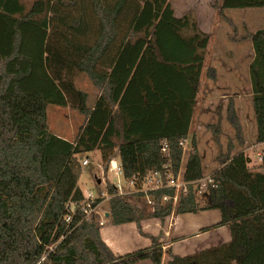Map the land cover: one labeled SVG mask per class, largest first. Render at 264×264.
<instances>
[{"label": "trees", "instance_id": "1", "mask_svg": "<svg viewBox=\"0 0 264 264\" xmlns=\"http://www.w3.org/2000/svg\"><path fill=\"white\" fill-rule=\"evenodd\" d=\"M263 7L264 0H221L220 14L226 20V10ZM250 39L255 144L264 142V27ZM209 41L192 13L176 16L169 0H0V264H163L157 237L116 256L98 215L83 220L79 212L68 223L67 204L84 200L83 160L96 150L105 174L118 158L137 188L154 173L179 174ZM80 75L99 97L76 86ZM77 97L85 115L77 136L51 132L48 106L66 107ZM237 139L204 201L190 191L174 207L161 203L174 189L149 193L156 209L148 217L219 210L214 227L231 230L230 241L171 254L167 264H264V172L250 168ZM188 145L183 178L196 180L205 176L203 155L195 137ZM106 190L109 222L140 227L143 210L115 184Z\"/></svg>", "mask_w": 264, "mask_h": 264}, {"label": "rangeland", "instance_id": "2", "mask_svg": "<svg viewBox=\"0 0 264 264\" xmlns=\"http://www.w3.org/2000/svg\"><path fill=\"white\" fill-rule=\"evenodd\" d=\"M23 1L26 3H30L33 0ZM205 2L210 5H214L217 8L221 0H205ZM180 6L181 4H179L178 7ZM190 12L195 17L198 26L199 23L200 26L204 25L202 26V28L205 27V29L209 30V32L211 33V37L213 39L210 42V49L211 52H214V54L215 50L218 51L219 49L218 42L216 41L217 35H223L226 33L230 39H239L242 36L246 35V33H248L250 37L251 33L255 32L258 28L264 27V7L227 10L230 16H227L228 20L226 19V21H224L221 17L218 8L214 10V12H217V16H213L211 14L213 10L211 11L204 8H201L199 11L193 10ZM179 13L183 12L179 10ZM217 17L223 20L225 24V27L223 26L224 29L220 26L215 27L213 24H210L217 20ZM231 20L232 26L229 24V21L231 22ZM214 34L215 37L213 36ZM206 57V63L212 66L213 62L211 57H213V54L210 53L208 56L206 55ZM75 83L79 89L88 92L91 99L96 98L97 91L95 90L88 77L80 75L77 77ZM250 93H252L251 90ZM91 99H89L88 103H90ZM79 106L80 102L78 97L75 98L72 103L70 102L66 107L49 105L48 122L51 132L62 135L68 139H74L79 133L82 125L85 123V115L81 113V111L79 110ZM254 117L255 116L254 108L252 105V98L249 96L247 101L244 100V116L242 117L247 132L246 138L249 141L245 146L244 153L250 159V162L248 164L253 171H264V160H259L257 152L255 150H251L250 148L247 149L248 146H251L255 142L256 127ZM209 125H213V128L209 129V127L207 128V125L205 126L204 124L201 129L202 137L199 138L200 151L204 156L203 161H205V163H203L205 175L210 174L212 170L216 168L213 167L215 163L216 166L220 165V158L226 150V147L228 148L230 140H232L233 143H235V140L237 141L233 134L232 124H220L219 122L218 124H216L218 125V132L217 130L214 131V129H217L214 127L216 126L215 124L211 123ZM223 133H225L226 135ZM211 136H214L213 139L211 138ZM186 146L187 147L185 148L183 163L180 170L182 176L186 159L189 154L188 145ZM226 153L227 152H225L224 154ZM85 158H88V164L83 165V172L79 181V187L84 194L91 193L94 196H100L102 195V193H107V183L117 184L118 182H120L124 188L127 187V184L121 176H117L111 171L105 174L102 158L98 150L91 153L88 157ZM207 164H210V167H207ZM98 180H101V182L98 183ZM131 190H133V187L131 188ZM125 198L129 202H132L133 204H136L138 207H140L147 217L142 221L140 227L136 223L114 225L109 222L107 216H104V214H107L106 212L109 210L110 199L101 203V215H99L98 218L100 222L101 220H105L103 225H101L100 223L101 234L102 231L108 229L116 230L117 233L114 234L112 238H110L111 243H113L114 245V251L116 252L118 250L116 256L124 255L127 252L138 250L140 248L143 249L149 247L152 244L151 236H154L162 242L164 250L163 264H167L171 259V254L175 252L177 254L180 253L181 255L194 254L199 251L195 249L204 247L213 248L214 246H217L218 244L224 241H229L231 239L230 231H225L222 237L212 238V240L210 241L212 243L211 245H209V240V243L205 241L207 238L205 240L202 238H195L196 234H201L202 232L214 230L217 228V226L214 227V225L217 223V221H219L217 220V217L219 218L220 216V212L218 210H211L210 212L212 213L209 214H202L199 212L197 214H188L187 217L192 218L193 220L198 217L199 222L197 223V225L199 227V224H202V226H200V228L194 227L192 226L193 224H191L189 220H187V223L189 225H187V229L182 232L184 233L183 236L187 235L186 237L188 238V240L181 241L182 238L180 237H182V232H179L176 228L178 217L184 214H177L175 211H173L170 216L165 218L148 217V215L152 213V210L146 204L145 194L140 196L138 193H132L131 195H125ZM197 198L201 201H204L205 195L197 196ZM207 215L212 218H208ZM129 228H131V230H129ZM166 231H170L169 235L166 234ZM108 247L115 254L113 249L110 246ZM143 264H151V262L146 260L143 262Z\"/></svg>", "mask_w": 264, "mask_h": 264}, {"label": "crops", "instance_id": "3", "mask_svg": "<svg viewBox=\"0 0 264 264\" xmlns=\"http://www.w3.org/2000/svg\"><path fill=\"white\" fill-rule=\"evenodd\" d=\"M169 1L171 2V5L175 11L176 16L178 17L183 16L186 13L193 11V10L199 11L201 8H204L207 10L209 9L211 11L213 10V12H211L213 16L214 15L217 16V12H214L215 9L218 8L220 11V4L216 8L214 5H210L206 3L205 0H169ZM179 4H181L180 7H178ZM179 10H181L183 13H179ZM224 15L226 19L228 20L227 16H230V15L227 12V10L224 12ZM210 24H213L215 27L216 26L217 27L220 26L222 28L223 26L225 27L223 20H221L218 17H217V20H215L213 23H210ZM229 24L232 26V20L231 22L229 21ZM199 26H200V23H199ZM202 26H200L201 30L210 36V41L208 44V48L206 50V55L208 56L210 53L213 54V57H211L213 64L212 66H210L209 64L206 63L207 60L205 59L202 76H201V80L199 84V91L197 94V102H196L195 110L193 113L192 123L189 129V140L192 137H195L198 143V148L200 149L199 138L202 137L201 129L204 124L205 126L207 125V128L209 127V129H211L213 128V125L212 126L209 125L211 123L215 125L218 124L219 122L220 124L230 123L233 125L232 127H233V134H234L235 139H237V135L239 134L240 138H242V141H243L242 145H240L238 148L246 146L249 141L246 138L247 132H246V128H245L242 117L244 116V100L247 101L249 96L250 97L252 96V93H250V90L252 92V85H251V80H250V64L254 58L255 53H254L251 39L248 33H246V35L242 36L239 39L237 38L230 39L226 33L223 35L216 34L217 35L216 41L218 42L219 49L218 51L215 50V54H214V52H211V49H210V42L213 39L211 37V33L209 32V30H206L205 27L202 28ZM213 36L215 37V34ZM100 94L101 93L99 92L97 94V97H99ZM235 122H238V124L240 125V129L238 130L239 133L237 132V129L235 128ZM214 127L218 129V125ZM213 137L214 136H211L212 139ZM189 140L186 142L185 148L187 147L186 145H188ZM235 143H238V139L237 141L235 140ZM252 145L248 146L247 149L250 148L252 150ZM238 148L237 147L233 148V150L229 154H233L237 152L239 150ZM225 152H227V147L224 153ZM115 159L118 160L117 158ZM203 160H204V156H203ZM203 163H205V161H203ZM208 166L210 167V164H207V167ZM213 167H216V168H214L210 174H212L215 170L219 168V166H216V163ZM210 211L211 210H205V211H200L199 213H202V214L212 213ZM189 214H194V213H189ZM187 215L188 214H184L178 217L176 229H178L179 232H182L187 229L186 226L189 225L187 223V220H189V222L193 224L192 226L198 227L197 223L199 222L198 221L199 218L195 215L197 218L193 220L192 218H188ZM207 217L212 218L208 215ZM219 218H221V214ZM219 218L217 217V220H220ZM200 226H202V224H199L198 228H200ZM129 230H131V228H129ZM225 231H230V235H231V230L229 226L223 225V226L217 227L214 230L202 232L201 234H196L195 238L196 239L202 238L204 240L207 238L205 241L208 242L209 240L210 242L212 238L214 237L216 238L222 237ZM116 233L117 232L115 229H108V230L102 231L103 240L112 249L114 245L113 243H111L110 238H112V236ZM169 233L170 231H166V234L169 235ZM183 234L184 233L182 232L181 233L182 237H180L182 238L181 241H187L188 240V238L186 237L187 235L183 236ZM224 242H228V241H224ZM211 244L212 243L210 242L209 245ZM206 248H209V247H204V248L195 249V250H202ZM117 251L116 252L114 251L115 255H117L116 254ZM173 254H177V253L175 252ZM178 255H181V254L179 253ZM185 255H188V254H185ZM185 255H181V256H185Z\"/></svg>", "mask_w": 264, "mask_h": 264}, {"label": "built area", "instance_id": "4", "mask_svg": "<svg viewBox=\"0 0 264 264\" xmlns=\"http://www.w3.org/2000/svg\"><path fill=\"white\" fill-rule=\"evenodd\" d=\"M168 146L165 144L162 150L167 151ZM252 149L257 152L259 160H264V142L255 143L252 145ZM88 164V158L83 160V165ZM109 171L115 173L117 176H121L127 187H123L120 182L115 184L117 194L121 196L131 195L132 193H144L146 198V204L150 207L152 212L156 209V200L149 193L152 191H157L165 188L174 189V195H164L161 198V203L165 204L172 202L173 206L176 207L183 196H186L190 191L194 192L196 196H204L208 193L212 184H214L213 174H207L202 178L196 180H185L179 172L177 176L169 175L164 178L160 173H154L147 177L142 183L140 188H137L136 181L134 179H125L122 166L120 162L113 159L110 162ZM133 187V190L131 188ZM85 198L82 201H70L67 204L68 214L66 220L68 223L77 216L79 212L83 214V220L89 219L94 215H101L100 205L103 201L111 199L112 195L107 193H102L100 196H94L93 194H84ZM97 200H100L97 203ZM106 216V214H104ZM105 220H101V225L104 224Z\"/></svg>", "mask_w": 264, "mask_h": 264}, {"label": "water", "instance_id": "5", "mask_svg": "<svg viewBox=\"0 0 264 264\" xmlns=\"http://www.w3.org/2000/svg\"><path fill=\"white\" fill-rule=\"evenodd\" d=\"M249 162H250V160H249ZM101 182V180H98V183H100ZM106 216H108V213L106 214Z\"/></svg>", "mask_w": 264, "mask_h": 264}]
</instances>
